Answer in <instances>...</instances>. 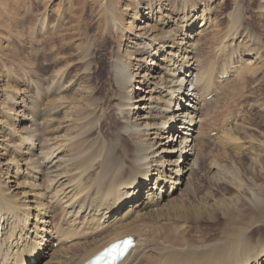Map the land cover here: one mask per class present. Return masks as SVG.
Here are the masks:
<instances>
[{"label": "bare ground", "instance_id": "6f19581e", "mask_svg": "<svg viewBox=\"0 0 264 264\" xmlns=\"http://www.w3.org/2000/svg\"><path fill=\"white\" fill-rule=\"evenodd\" d=\"M161 1L136 0L126 10V25L121 13L103 15L101 49L114 47L96 61L83 54L81 82L67 96L60 78L47 85L40 73L36 100L24 93L12 98L15 110L0 118V264H85L127 237L135 245L118 264H264V142L253 136L263 145L238 149L256 151L249 153L247 180L237 166L216 167L213 183L234 188V199L185 203L205 138L199 117L208 104L204 89L218 83L212 68H202L196 58L195 41L213 27L212 4L220 0H199L200 7L181 0L170 14ZM226 38L219 55L234 42ZM255 52L245 56L263 66ZM241 64L229 70L237 72ZM98 87L103 99L95 98ZM233 211L239 218L208 245L159 246L158 238V246L148 244L152 218Z\"/></svg>", "mask_w": 264, "mask_h": 264}, {"label": "rangeland", "instance_id": "374dc122", "mask_svg": "<svg viewBox=\"0 0 264 264\" xmlns=\"http://www.w3.org/2000/svg\"><path fill=\"white\" fill-rule=\"evenodd\" d=\"M182 1L164 0L163 3L167 4L164 7L168 11L166 13L170 14L171 8L172 11L176 10L182 5L179 4ZM194 2L198 3L199 0ZM260 3L261 0H220L213 3L214 12L210 16L213 27L208 29L207 36L195 41L196 58L203 61L202 68L207 65V68H212L218 83L215 82L216 88L210 92L204 89L203 98L209 106L203 102L205 106L199 111V117L205 138L198 143L200 148L202 146L201 156L192 182V195L189 194L186 204H197L200 200L211 204L214 197L234 199V188H221L213 183L212 175L216 172V167L226 166L232 170L237 166L240 173L245 170L247 180L251 175L248 168L252 167V156L249 153L254 154L256 151L246 150L240 153L238 149L263 145L260 143L264 142V11L260 8ZM135 4L136 0H0V118H4L5 112L10 108L11 111L15 110L12 106L15 104L13 99L27 94L36 100L40 92V73L47 85L60 78V85L67 96L69 87L81 82L79 75L84 68L81 62L83 54L92 53L91 58L96 61L101 53L114 47V44H107L109 48L101 49L99 36L102 34L105 14L118 17L121 13L118 19L122 18V23L126 25L129 18L125 14ZM197 5L200 7L201 3ZM200 10L202 12V8ZM197 25L200 22L195 26ZM240 35H243L242 38ZM227 36L234 42L223 55H219V48L223 46ZM118 40L121 41L120 38ZM122 47L126 48L124 45ZM247 52L259 53L263 58V66L254 67L249 63V57L245 56ZM232 63V67H239L242 63L237 72L229 70ZM220 71H224L225 79H218L222 75ZM90 85L95 88L96 83ZM199 87L203 89L200 83ZM7 95L11 98L6 101L4 98ZM104 95L103 90H99L95 93V98L103 99ZM112 106L113 104H108V107ZM173 107L177 108L175 105ZM10 122L5 123L11 126L13 122ZM198 127L199 125L195 127L192 138ZM227 134L236 139L235 144L224 136ZM253 136L260 143L251 141ZM256 160L261 159L259 157ZM260 180L264 182V179ZM239 208L237 207L238 210ZM237 212L197 215L188 217L187 220L172 216L152 218L147 233L150 236L148 241L153 242L148 244L158 246V241L159 246L192 248L208 245L226 235L234 218H239L240 214ZM152 235L155 237H151ZM155 238H158L157 241ZM56 248L58 246L55 243L53 249Z\"/></svg>", "mask_w": 264, "mask_h": 264}]
</instances>
